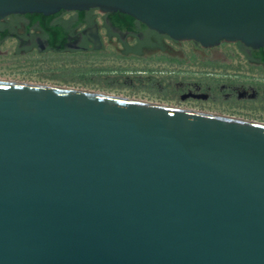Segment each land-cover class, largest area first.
Here are the masks:
<instances>
[{
  "label": "water",
  "instance_id": "obj_1",
  "mask_svg": "<svg viewBox=\"0 0 264 264\" xmlns=\"http://www.w3.org/2000/svg\"><path fill=\"white\" fill-rule=\"evenodd\" d=\"M89 7L264 45V0H0V18ZM0 264H264V123L0 81Z\"/></svg>",
  "mask_w": 264,
  "mask_h": 264
},
{
  "label": "rangeland",
  "instance_id": "obj_2",
  "mask_svg": "<svg viewBox=\"0 0 264 264\" xmlns=\"http://www.w3.org/2000/svg\"><path fill=\"white\" fill-rule=\"evenodd\" d=\"M94 12L101 22L102 13ZM103 40L98 50L16 53L14 40L5 38L0 40V81L264 123V63L248 61L237 41L203 47L188 39L162 38L154 43L162 48L134 55L121 53L116 36Z\"/></svg>",
  "mask_w": 264,
  "mask_h": 264
},
{
  "label": "flooded vegetation",
  "instance_id": "obj_3",
  "mask_svg": "<svg viewBox=\"0 0 264 264\" xmlns=\"http://www.w3.org/2000/svg\"><path fill=\"white\" fill-rule=\"evenodd\" d=\"M94 7L82 10L58 9L50 14L36 16L33 12L8 13L0 18V40L12 38L15 42L13 52L27 53L32 50L43 52L45 50H98L103 47L104 40H111L116 36L120 43L122 54L139 55L151 48H162L154 43L162 38H169L165 34L146 27L135 19V28H120L113 23L107 12L102 13V21L95 18ZM39 13V12H35ZM64 13H68L64 16ZM41 14V13H40ZM81 15V18L78 16ZM46 19L53 26L57 42L49 43L51 32L41 26L40 20ZM115 27L116 29H114ZM102 28V31H101ZM98 37L100 46L92 48L90 39ZM133 38L128 41V38ZM173 40V39H171ZM161 41V40H160ZM247 51V47H245Z\"/></svg>",
  "mask_w": 264,
  "mask_h": 264
},
{
  "label": "trees",
  "instance_id": "obj_4",
  "mask_svg": "<svg viewBox=\"0 0 264 264\" xmlns=\"http://www.w3.org/2000/svg\"><path fill=\"white\" fill-rule=\"evenodd\" d=\"M33 13L39 17H41L42 15L40 13H35V12ZM106 14H108L112 22L117 24L120 28H135V25H134L135 19L126 13H122L119 11H110V12H107ZM78 18H81V15H79ZM40 23H41V26L44 27L46 30H49L50 32L53 31L51 32L49 43L52 45L55 44L58 40L53 30L54 27L50 26V24L48 23L46 19L40 20ZM142 27H144V24H142ZM236 43L239 45L240 50L242 51V53L244 54L245 58L248 61L264 63V45L258 48L247 47V51H246L244 46H241V43H239L238 41Z\"/></svg>",
  "mask_w": 264,
  "mask_h": 264
}]
</instances>
